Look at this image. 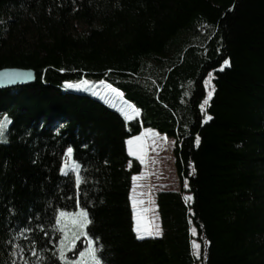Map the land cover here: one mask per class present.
<instances>
[{"label": "trees", "instance_id": "trees-1", "mask_svg": "<svg viewBox=\"0 0 264 264\" xmlns=\"http://www.w3.org/2000/svg\"><path fill=\"white\" fill-rule=\"evenodd\" d=\"M10 67L36 81L0 89V264H65V237L72 262L92 238L103 264H264V0H0ZM83 79L140 113L66 86ZM143 128L176 141L182 190L157 194L160 237L135 230L127 141ZM78 208L90 223L76 239L59 213Z\"/></svg>", "mask_w": 264, "mask_h": 264}, {"label": "rangeland", "instance_id": "rangeland-1", "mask_svg": "<svg viewBox=\"0 0 264 264\" xmlns=\"http://www.w3.org/2000/svg\"><path fill=\"white\" fill-rule=\"evenodd\" d=\"M226 65L227 64H225L224 66ZM213 78H214V73L212 72L207 78V83H206L207 92L209 93L211 91L212 95L214 92ZM83 80L91 81L88 79H83ZM91 82H92L91 84H88L83 87H70V88L80 92L85 91L100 98L104 102L108 103L109 105L121 111V113L125 116L127 120H131V119H128V117L125 115V112H127L128 115L132 116V118L136 116V113L137 114L140 113L136 107L135 109H137L138 111L137 112L132 111V109L129 106H133V105L124 102L123 94L121 95L118 94L117 92H108L107 94H105L104 90L107 84H109L108 82L104 81L106 82L104 84H101L100 83L101 81L100 82L91 81ZM211 97H209L208 95L205 100H207L209 103ZM208 103L206 104L203 103V107L206 108ZM129 140L133 141L131 146L128 143ZM127 145H128V150L131 147V151L129 150V153L133 157L137 158L141 164V172L134 176L137 177V179L135 180L133 179V188L131 191V203L134 212L135 230L138 223L139 226L141 227L142 232L145 229L155 230L158 228L160 235H152V236L143 235L142 238L160 237L163 231H162V224H161V219L157 205V194L158 192L163 190H175V191L182 190V184L180 182L175 167L174 149H175L176 141L174 138H170L167 135H164L153 128H143L142 133L140 135L128 139ZM133 152L137 154L133 155ZM141 156H143L144 158L143 161L140 159ZM75 164L76 163L73 160H71L69 163L67 162L63 164L62 167L63 173L74 172L77 175L79 169L77 170L75 168L74 166ZM184 186H185L184 196L186 199V197H191V194L188 192L187 184H185ZM134 197L137 201V204L135 206L133 205ZM80 210L81 208H78L76 211L69 213L70 215L68 217H65V219L70 220L69 223H71V226L73 228L75 227L78 229L77 230L78 232L76 233V237H75L76 239L79 237L82 231L84 232L86 230V227L88 225L87 224L83 230H81L77 226L79 217L73 214H78ZM192 232L194 235L196 234L194 228ZM139 237L141 238V236ZM197 245H199V243L194 238L193 239L194 252L196 256H199L197 255V252H199L200 254V245L199 248H197Z\"/></svg>", "mask_w": 264, "mask_h": 264}, {"label": "snow or ice", "instance_id": "snow-or-ice-1", "mask_svg": "<svg viewBox=\"0 0 264 264\" xmlns=\"http://www.w3.org/2000/svg\"><path fill=\"white\" fill-rule=\"evenodd\" d=\"M229 61L225 60L224 61V64H228ZM23 74H20V73H16V74H12L13 77H19ZM92 82L91 81H87V80H83V81H79V82H75V83H72V82H66V86L68 87H83V86H86L88 84H91ZM101 84H104L106 82L104 81H101L100 82ZM205 83H207V81H205ZM105 94H107L108 92H117L118 94H121L120 93V90L119 89H115L113 88V86L111 84H107L106 88H105ZM99 94V93H98ZM122 95V94H121ZM209 97H211L212 95V92L210 91L208 93ZM204 103H208L207 100L204 101ZM133 112H137L138 110L135 109L134 106H129ZM201 108L203 109V104L201 105ZM125 115L128 117V119H132V116L128 115L127 112H125ZM207 119H211V117H207ZM11 121L9 119V117L5 114L3 117H0V142H6V126L7 124H9ZM139 139V138H137ZM129 145L131 146L133 141L132 140H129ZM196 143L199 144V136L196 137ZM131 151V147L129 149ZM73 153V148L72 147H68L67 150H66V155H65V158L67 160V158L71 157V154ZM137 153L133 152V155H136ZM140 159L143 161V156L140 157ZM75 168L78 170L79 168V165L78 164H75L74 165ZM67 167V165H66ZM80 176L77 172V177H76V180H77V184H79L80 182ZM133 179H137V177H133ZM186 199H191V197H186ZM142 203V201H141ZM137 204V201L135 199V197L133 198V205L135 206ZM70 214L67 213V212H64V211H61L59 213V216L60 217H68ZM73 215H77L79 217V220H78V227L83 230L86 225L88 223H90L89 219H88V213L86 210L84 209H81L80 212L78 214H73ZM57 224L60 225L61 224V220L60 219H57ZM75 224V222H74ZM62 231H65L66 229L65 228H61ZM136 232L139 236H142L143 235H148V236H152V235H160V232H159V229H155V230H148V229H145L141 230V227L139 226V223L137 224V227H136ZM85 235L87 233H84ZM65 239H67V237H65ZM65 239H61L60 241V249H59V258L61 260H64L65 261V264H103V261L100 257V255H98V247L96 246V242L94 239L92 238H89V244L90 246L85 250V251H82L79 253V259L76 260L75 262H72V261H68L65 257V254H64V249L65 247H67L69 244L74 246L75 244V240L74 238L73 239H69L68 240V243L66 244L65 243ZM197 248H199V245H197ZM197 255H199V252H197Z\"/></svg>", "mask_w": 264, "mask_h": 264}, {"label": "water", "instance_id": "water-1", "mask_svg": "<svg viewBox=\"0 0 264 264\" xmlns=\"http://www.w3.org/2000/svg\"><path fill=\"white\" fill-rule=\"evenodd\" d=\"M23 74L19 77H13L12 74ZM36 81V72L31 68L10 67L0 69V89L24 86ZM135 107V105L129 102Z\"/></svg>", "mask_w": 264, "mask_h": 264}]
</instances>
